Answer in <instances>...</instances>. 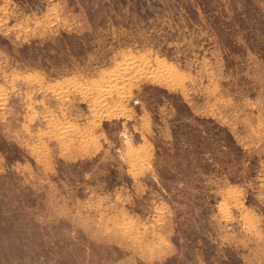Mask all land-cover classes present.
I'll list each match as a JSON object with an SVG mask.
<instances>
[{
  "label": "rangeland",
  "instance_id": "374dc122",
  "mask_svg": "<svg viewBox=\"0 0 264 264\" xmlns=\"http://www.w3.org/2000/svg\"><path fill=\"white\" fill-rule=\"evenodd\" d=\"M0 264H264V0H0Z\"/></svg>",
  "mask_w": 264,
  "mask_h": 264
}]
</instances>
